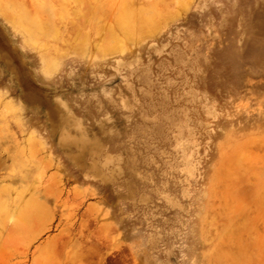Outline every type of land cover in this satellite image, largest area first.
Masks as SVG:
<instances>
[{
  "label": "rangeland",
  "instance_id": "1",
  "mask_svg": "<svg viewBox=\"0 0 264 264\" xmlns=\"http://www.w3.org/2000/svg\"><path fill=\"white\" fill-rule=\"evenodd\" d=\"M0 264H264V0H0Z\"/></svg>",
  "mask_w": 264,
  "mask_h": 264
},
{
  "label": "bare ground",
  "instance_id": "2",
  "mask_svg": "<svg viewBox=\"0 0 264 264\" xmlns=\"http://www.w3.org/2000/svg\"><path fill=\"white\" fill-rule=\"evenodd\" d=\"M56 6V5H55ZM58 7V6H57ZM79 7V6H78ZM86 7V6H85ZM86 9V8H85ZM93 9V8H92ZM92 9H90L91 11H92ZM90 11V12H91ZM95 11V10H94ZM89 12V13H90ZM88 13V14H89ZM56 14V13H55ZM60 16V15H59ZM90 19V18H89ZM84 21V20H83ZM82 22V21H81ZM68 23V22H67ZM75 26V25H74ZM15 55V54H14ZM16 56V55H15ZM13 59H14V57H13ZM15 60V59H14ZM64 60V59H63ZM5 62V64H6V66H8L9 68H11V72L13 73V78L15 79L16 78V70H15V66H14V64L13 63H11V62H9V60H6V61H4ZM15 63L17 64V65H19L20 67H21V69H22V66L20 65V64H18L16 61H15ZM4 65V64H3ZM23 71H27L26 69H24Z\"/></svg>",
  "mask_w": 264,
  "mask_h": 264
}]
</instances>
